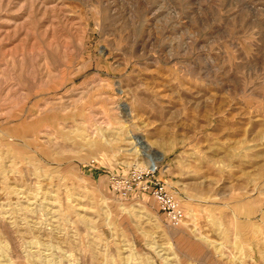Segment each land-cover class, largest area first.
Listing matches in <instances>:
<instances>
[{"label": "rangeland", "instance_id": "rangeland-1", "mask_svg": "<svg viewBox=\"0 0 264 264\" xmlns=\"http://www.w3.org/2000/svg\"><path fill=\"white\" fill-rule=\"evenodd\" d=\"M0 264H264V0H0Z\"/></svg>", "mask_w": 264, "mask_h": 264}, {"label": "built area", "instance_id": "built-area-1", "mask_svg": "<svg viewBox=\"0 0 264 264\" xmlns=\"http://www.w3.org/2000/svg\"><path fill=\"white\" fill-rule=\"evenodd\" d=\"M149 171L139 172L138 178L141 181V190L146 191L157 203L159 209L166 217L169 224L178 226L185 218V213L181 207L180 201L167 188L165 183L153 180H141Z\"/></svg>", "mask_w": 264, "mask_h": 264}, {"label": "bare ground", "instance_id": "bare-ground-1", "mask_svg": "<svg viewBox=\"0 0 264 264\" xmlns=\"http://www.w3.org/2000/svg\"><path fill=\"white\" fill-rule=\"evenodd\" d=\"M133 140L135 142V146H137V148L140 146L141 149L143 150V151L141 150L142 153L149 159V162H150L149 165L151 164V166H152V168L149 167L151 169V171L155 170L156 169L157 162L160 159L159 158H156L155 155H152V154L148 153V151H150L151 148L144 141H142L143 139L141 140L138 137L133 136ZM181 207L183 209L182 204H181ZM183 211H184V209H183Z\"/></svg>", "mask_w": 264, "mask_h": 264}]
</instances>
